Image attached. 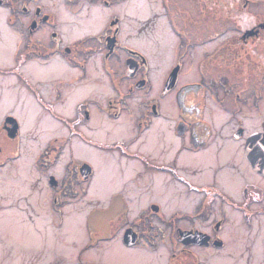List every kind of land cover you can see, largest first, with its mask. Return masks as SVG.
<instances>
[{"label":"flooded vegetation","instance_id":"obj_1","mask_svg":"<svg viewBox=\"0 0 264 264\" xmlns=\"http://www.w3.org/2000/svg\"><path fill=\"white\" fill-rule=\"evenodd\" d=\"M45 1L0 0L8 26L21 27L25 35L13 65L8 48L12 38L0 45L3 72L14 67L12 73L23 85L12 94H0V176L6 166L26 162V153L34 151L27 138L34 127L33 140L40 144L33 165L44 178V188L37 192L48 200L40 210L44 204L37 200L34 207L26 195L6 204L0 195V248L7 256L19 250L27 258L33 252L24 264H106L114 250L134 255L142 250L151 255L147 264H157L152 255L161 248L167 252L165 264H201L203 250L211 251L212 264H264V144L252 145L250 139L264 134V121L254 131L246 124L251 110L260 117L263 113L264 67L258 62L264 59V0H234L238 13L248 16L243 26L218 9L219 0H210L215 6L188 0L192 8L187 10L178 0H160L177 40L178 52L173 61L174 52H167L168 62L166 56L153 62L129 42L146 30L133 26L145 22L132 15L137 11L133 0H62L74 8V15L84 10L80 7L102 9H94L102 14L96 20L94 11L84 17L94 32L71 41L62 26L70 24L69 12L62 9L65 21L62 10H47ZM209 23L212 28L202 32L201 24ZM94 58L98 65L91 63ZM31 62L38 73L46 70L47 77H38L35 84L24 73ZM41 86L50 87V100ZM80 88L98 97L69 102ZM26 89L36 104L31 105ZM209 101L218 106H208ZM219 109L228 119L217 127L210 116L217 119ZM173 144L177 146L169 155ZM251 162L262 170L255 171ZM103 166L111 171L106 170L100 190L95 182ZM17 181L9 185L13 195L20 194ZM155 184L164 192H157ZM156 193L160 196L154 197ZM170 193L191 210L167 212ZM137 207L141 210L133 216ZM75 216L81 217L85 234L79 239L66 234ZM43 227L44 233L38 230ZM36 235L39 243L28 245ZM118 260L129 261L123 255Z\"/></svg>","mask_w":264,"mask_h":264},{"label":"rangeland","instance_id":"obj_2","mask_svg":"<svg viewBox=\"0 0 264 264\" xmlns=\"http://www.w3.org/2000/svg\"><path fill=\"white\" fill-rule=\"evenodd\" d=\"M178 1L181 2L182 7L185 8L186 10L192 8V4L188 0H178ZM213 1L211 2L210 0H204V3L212 4L215 6V3ZM141 2L143 4V7L140 4H139L140 7H138V8H136L137 6H134V9L136 8L137 11H134V14H132V15H135L139 20H143L145 22L137 23V24L135 23V24H133V26L136 28H140V26L143 25L146 30L144 32V35L140 36V38H138V39L132 38L129 42L131 44H134L135 46L139 47V49L142 50L143 52H145L151 58V60L153 62L155 59H158V58L160 59V58L165 57V54L167 52H170V51L174 52V54H172V61H173L175 54L178 52L176 50L177 40L173 36V34L171 33V30L168 27V24H167L168 19H167V17L165 18L163 15L164 11L161 8L160 0H141ZM43 3H44L47 10L60 12V10L66 9L69 12L68 16L70 19L69 20L70 24L68 23V25L65 26L66 28L64 27V24H62L63 28L65 29V30H63V32L67 36H69L68 41H71L76 37H81L83 35H86L89 32H94L95 28L92 27V25L86 26V24H84V21H85L84 17L87 16L88 13L90 14L92 11H94V9L102 10L99 7H95V8L90 9V11H88V10H86V8L80 7V9H84V10L82 12H80L79 14L74 15V14L70 13L74 8L64 6L62 0H47ZM236 3L237 2H234V0H231V1L230 0H219V5H218L219 8L218 9H220V11H222V12H225L224 15L228 16L227 17L228 19L232 20L231 17H234V21L237 22L236 24L239 26H243L247 23V21H248L247 17L248 16L247 17H246V15L242 16V14L238 13V6ZM228 4H230L232 6L229 8ZM124 8L127 9L125 6L122 9L124 10ZM128 9H130V8L128 7ZM131 9L134 10L133 8H131ZM198 9H200V8H197L194 6L192 10L194 13L199 14ZM205 15H207V14H205ZM210 15H212V14L210 13L209 16ZM6 18H7L6 11L0 9V45L5 46V45H7L8 42L12 41L11 44L8 45V48L9 49L11 48L10 60H11V65H13L15 55L17 54L20 56L19 51L22 49L23 44L25 43V38H24L25 35H24V33L20 32L18 30V29H21V27L15 28L16 30L13 28H10L8 26V21ZM211 19H213V18L210 16L209 20H211ZM204 21L206 22L205 19H204ZM212 26H213L212 23H209L208 25L201 24L200 30L202 32H205V31H208L209 29H211ZM161 29H163V31L170 38L171 44L169 46H168V41H165V40L162 41V39H161V35H160ZM192 30H193V33H195L196 29L194 28ZM98 31H99V29H98ZM207 33H209V32H207ZM188 35L190 36L191 34H188ZM10 38H12V39H10ZM143 43H148V45L145 44L147 46H149L151 44L152 48H147ZM4 59L7 60L8 56L6 55ZM95 61H97V65H98V58L92 59L91 63H94ZM172 61H171V63H172ZM31 63L32 64H30V65L28 64L29 68L27 71L25 70L24 73H26L27 77L29 75L30 78H28V79L35 84V83H38V77H40L42 79H45L47 77L46 76V70L38 73L39 67L37 65H35V62H31ZM258 63L260 65H263V67H264V59H260ZM4 66L5 65H0V94L1 93L2 94L4 93V95L12 94V93H14L15 90L20 89V85H22V84L19 83L18 79H16L15 75H13L14 72L12 73L14 67L11 66L12 67V70H10L11 72H6V71L3 72L2 69H4ZM6 67H8V66H6ZM154 67H155V65H154ZM154 73H155V71L153 72V74ZM9 74H12L10 81H9V78H7ZM99 74L101 75L100 71H97V75H99ZM188 80H192V79H188ZM83 86H87V84L82 85L81 87H83ZM41 88L43 89L42 92L44 93V98H47V100L48 99L50 100L51 96H52L50 87L45 89L43 86H41ZM39 89H40V87H39ZM26 90H25V92H27L28 96H30L28 98L31 99L33 102V103H31V101H30L31 105H34L35 100H33L31 92H29L28 89H26ZM8 91H10V93H8ZM45 93H47V97H46ZM104 95L105 96H103V98H106L107 97L106 95H108V92H106ZM86 96H97L98 97V94L95 92H86V91L81 90V88H80V91L76 92L75 95L73 94V96H72L70 94L69 102L72 99H74V101L78 102L79 100H81L83 97L85 98ZM4 101H5V99H4ZM215 105H217V104L213 101L212 102L209 101V103H208V106H210V107H215ZM130 106H133L132 103H130ZM12 108H14V105L12 106ZM260 109H262V112H263L261 117L254 110L250 111L251 119H246V124L248 126L249 131L258 130L260 122L264 121V103H261ZM46 113L47 112H44V111L42 112V114L47 118ZM127 116H128V114H127ZM210 117H211V120L213 122H215V125H217V127H219L223 123H225V121L228 119V114L224 110L219 109V116L217 119H215V117L212 118V116H210ZM112 123H115V122H112ZM35 137L36 136H35L34 127L30 128L28 130V134H27L28 144H32V148L34 151L27 152L26 153L27 156H24L23 159H27V160H25L26 161L25 166H24V161L21 160L19 162H16L15 164H11L10 166H6L5 169H2V172H1L2 174L0 176V181L4 184V187L2 186V184L0 186V195H1V197H3V201H1L2 203H5V204L9 203V198L13 199L14 197L17 198L19 195H21V196L26 195L29 198V203L31 205H33L34 207H36V205L38 206V204H39L38 201L42 202L44 204V206L39 205L40 210H44V208L46 207V204H48V200L43 201L42 193L39 194V192H37L39 189H40V192H42V190L44 188V178H42L37 173V170H36L35 166L33 165V160H34L33 156L35 153H37L36 147L38 146V144H40L39 141L33 140V139H35ZM223 144L226 145V144H228V142H224ZM176 146H177V144H173L172 146H170L169 155H170L171 151L174 148H176ZM7 153H10V151H7ZM215 163L216 162L212 163L210 166H215ZM14 166L17 167V170L14 168ZM114 169H115V167H114ZM15 171H19L20 174L17 175L18 173ZM31 174H33V175H31ZM14 177H17V178H14ZM130 177L131 176L129 175L127 178L124 179V181L126 182L127 179L128 180L130 179ZM205 178L206 179L204 180L203 183L208 184L207 177H205ZM17 180H19V184H20L18 186L21 189V190H19L20 194L13 195L11 193L12 188L9 185L10 184H11V186L15 185L18 182ZM116 188L117 187H115V189ZM154 188L157 192H159V191L164 192V188H162L161 185L155 184ZM31 192H33V193H31ZM109 193L110 192H108V194ZM92 196L102 198V196L96 192H93ZM159 196H160L159 193L154 194V197H159ZM174 197L175 196H174V194L172 195V193H170L166 197L168 207H166L165 210L167 212L168 211L170 212V211L177 209V208L182 209V210L184 209L185 211L191 210L190 207H187L184 204L179 203V200H175ZM188 200L190 202H194L196 199L194 198L191 200V198H188ZM36 209H38V208H36ZM140 210L141 209H139L137 207L136 209L133 210L132 215L135 216ZM38 212L42 213L43 211H38ZM20 217H25V216L21 214ZM82 219H83V217H82ZM51 222H49V223H51ZM19 224L21 225V221H19ZM40 225L41 224L39 223L34 228L39 227ZM49 226L52 229V226L51 225H49ZM39 229L43 233L46 231V229L44 227L38 228V230ZM81 229L83 232V236H85L83 226H82V221H81ZM59 233L62 236V238L64 239L62 232H59ZM35 238H36V241H35ZM35 238H34V242L30 241V242H28V245H30V244L35 245L36 243H39V241L37 242V235L35 236ZM84 239L80 242L78 241L77 243H75L73 245V247H75V249L80 247L83 244V241H85ZM40 247H41V245L38 244V248H39L38 250L41 249ZM256 248L258 251L259 250L258 247H256ZM27 253H28L27 258L22 253V251H19V250H16L11 256H9V255L7 256V254H5V252H4V249L1 247L0 248V264H24L26 259H28V257L31 254H33V252H31V251H29ZM134 254H135V252H130V253L124 252V253H119L118 256H120V255L125 256L129 260L126 264H147V263L152 262L151 255L148 254L147 252H144L141 250L139 252H136V255H134ZM20 255L23 257L22 259H21ZM160 255H162L163 257H160ZM166 255H167V252H165V249L161 248L159 251H157L152 256H154L156 258L157 264H165L166 263ZM257 255H256V259L258 260V259H260V256H257ZM129 256H132V257H129ZM158 257H160L161 259ZM201 259H202L201 264H212L211 251L210 250H203ZM20 261H23V262L20 263ZM106 264H117V254H111V255L107 256L106 257ZM118 264H120L119 260H118Z\"/></svg>","mask_w":264,"mask_h":264},{"label":"bare ground","instance_id":"obj_3","mask_svg":"<svg viewBox=\"0 0 264 264\" xmlns=\"http://www.w3.org/2000/svg\"><path fill=\"white\" fill-rule=\"evenodd\" d=\"M135 4H137V7L136 8L140 7V5L143 7V4H142L141 0H133V2L131 3V6H134ZM101 15H100V13L98 11H94V13H93V16H94L95 20L98 17H100ZM61 16H62V18L65 21H67V19H68L67 18V12L65 10H62L61 11ZM160 35H161L162 41L163 40L168 41V46H169L171 44L170 38L163 31V29L160 30ZM145 46L147 48H152L150 45L149 46L145 45ZM165 56H166V61L168 62L169 61V53L168 54L166 53ZM164 61H165V59L163 60V62ZM104 87H105L104 84L103 83H100V85H99L98 88H99L100 91H104ZM165 104L169 107V102H166ZM30 110H31V108H30ZM30 119H31V117L29 116V114L28 115L26 114V116H25V127L26 128H29L30 127V121H31ZM156 129H157V127H156ZM25 165H26V162H24V166ZM106 170L111 171V170H109V167L103 166L101 168L100 176L97 179V181L95 182V187L96 188H99L100 190L101 189H104V186L106 184L105 181H104V176H105ZM230 179H231L230 177H227L226 178L227 181H229ZM80 219H81L80 216H77V217L75 216V218H73V220H71V222L69 223V227L66 230V234L67 235H69L71 237H74V238H78V239L82 237V231L80 229ZM114 254H117L118 255V251L114 250Z\"/></svg>","mask_w":264,"mask_h":264},{"label":"water","instance_id":"obj_4","mask_svg":"<svg viewBox=\"0 0 264 264\" xmlns=\"http://www.w3.org/2000/svg\"><path fill=\"white\" fill-rule=\"evenodd\" d=\"M252 145H256V144H264V134H258V135H253L250 137ZM256 161V160H255ZM258 162V161H256ZM256 162H251L253 163V169H255V171H260L262 170V167H258L256 166ZM188 236H196L195 238H199V234H187ZM202 235V234H201ZM204 236V235H203ZM205 237V236H204ZM207 242V237H205V239L202 241L203 244H206Z\"/></svg>","mask_w":264,"mask_h":264}]
</instances>
